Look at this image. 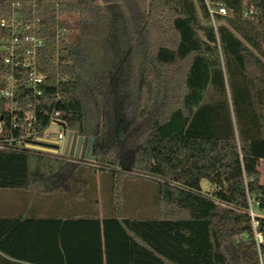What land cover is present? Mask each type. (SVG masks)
Segmentation results:
<instances>
[{"label": "trees", "instance_id": "16d2710c", "mask_svg": "<svg viewBox=\"0 0 264 264\" xmlns=\"http://www.w3.org/2000/svg\"><path fill=\"white\" fill-rule=\"evenodd\" d=\"M109 1L119 8L134 72L141 58L136 99L126 102L133 130L125 171L115 167L121 143L97 144L110 112L108 76L99 73L89 83L76 46L65 36L51 41L64 13L76 14L84 32L102 29L100 5L0 0V17L12 11L36 17L46 39L39 52L42 92L34 95L25 77H16L12 110L0 96V139L41 134L52 109L68 131L94 136L91 163L0 148V191L8 193L0 194V264H258L254 231L262 235L264 256V0H208L226 11L214 12L213 21L204 0ZM7 71L0 59V89ZM29 108L36 121L25 127ZM127 178L155 183L150 214L127 213Z\"/></svg>", "mask_w": 264, "mask_h": 264}, {"label": "rangeland", "instance_id": "374dc122", "mask_svg": "<svg viewBox=\"0 0 264 264\" xmlns=\"http://www.w3.org/2000/svg\"><path fill=\"white\" fill-rule=\"evenodd\" d=\"M96 2L101 7L102 20L99 26L102 29L96 27L87 32L82 31L77 24L76 14L64 13L60 18L64 23L66 39L74 44L85 57L84 66L90 77L89 83H95L99 73L108 76L105 92L110 99V112L107 116L106 131L100 136L97 144L98 146H109L113 143H121L124 149L121 160L115 167L118 170L125 171L130 160L126 150V143L130 131L133 130L130 123L131 114L126 108V102L136 99L138 86L141 81V58L138 60V70L134 72L131 69L130 57L126 54L128 53V46L121 32L123 23L119 8L109 0H96ZM87 116L90 119L91 132L94 133L97 130V114L96 105L93 101L90 102ZM59 132L65 133V127L61 121L54 120L50 122L42 135H53ZM69 159L91 163L93 158ZM259 172L260 181L264 184V160L259 162ZM154 184L152 180L127 178L124 181L122 196L123 204L128 214H150L154 204V192L152 189ZM141 185H149V191L144 194L142 188L138 187ZM200 186L203 191L209 188V184L205 179L200 181ZM0 194L8 193L0 191ZM146 194L148 196L144 198ZM141 199H144L146 204H143V201L139 204L137 200ZM251 211L255 213L254 207L251 208Z\"/></svg>", "mask_w": 264, "mask_h": 264}, {"label": "built area", "instance_id": "2783aa9c", "mask_svg": "<svg viewBox=\"0 0 264 264\" xmlns=\"http://www.w3.org/2000/svg\"><path fill=\"white\" fill-rule=\"evenodd\" d=\"M204 1L212 21L214 12L225 14L226 11L223 6L219 5L217 8H212L209 6L208 0ZM38 30L39 19L32 17L26 20L24 14L20 11H12L7 17H0V59L8 67L5 75L6 85L0 89V96L8 99L11 110L14 106L13 96L17 76L25 77V86L34 95H40L42 92L39 85L43 82L44 77L40 71L39 52L45 45L46 39L39 36ZM60 36H65L64 27H56L55 35L51 38V41L57 42ZM54 120L63 123L65 133L59 132L45 136L42 135L45 130L41 134L21 132L15 137L11 136L0 139V148L9 146L14 149H27L46 155L75 159L76 157L64 155L62 150L59 151L57 144L61 138L66 136L68 130L66 129L65 121L56 118L54 116V109H52L48 125ZM22 121V126L30 127L34 125L36 117L33 108H29V110L24 112ZM12 125L15 127L18 123L14 122ZM249 214L252 217V227L255 228L257 225V221L253 219L255 213L249 209ZM254 239L258 250V264H264V256L261 255L258 249L259 244L262 242V235L254 231Z\"/></svg>", "mask_w": 264, "mask_h": 264}, {"label": "water", "instance_id": "95a60500", "mask_svg": "<svg viewBox=\"0 0 264 264\" xmlns=\"http://www.w3.org/2000/svg\"><path fill=\"white\" fill-rule=\"evenodd\" d=\"M93 135L82 136L77 132L68 131L66 136L61 138L57 144L59 151H63L64 155H69L78 158L92 159L90 155L91 145L93 142Z\"/></svg>", "mask_w": 264, "mask_h": 264}, {"label": "crops", "instance_id": "0c3cea01", "mask_svg": "<svg viewBox=\"0 0 264 264\" xmlns=\"http://www.w3.org/2000/svg\"><path fill=\"white\" fill-rule=\"evenodd\" d=\"M139 202V200H137ZM142 202V201H141ZM137 204V203H136Z\"/></svg>", "mask_w": 264, "mask_h": 264}]
</instances>
